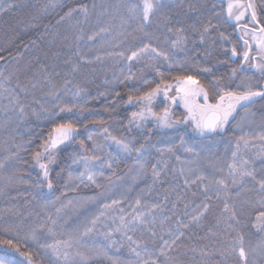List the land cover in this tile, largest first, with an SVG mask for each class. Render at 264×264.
Segmentation results:
<instances>
[{"label":"trees","instance_id":"obj_1","mask_svg":"<svg viewBox=\"0 0 264 264\" xmlns=\"http://www.w3.org/2000/svg\"><path fill=\"white\" fill-rule=\"evenodd\" d=\"M138 2L57 0L53 8L51 0H0L5 9L0 10V240L12 239L21 252L31 253L35 264H143L146 259L155 264H242L232 247L243 235L248 264H264V233L253 227L264 210V191L257 183L264 179V141L259 139L264 135V121L258 116L247 120L241 108L225 136L170 134L151 125L129 127L134 110L127 97L154 87L161 80L158 73L169 83L176 76H196L213 102L216 80L232 89L242 83L248 72L231 55L232 47L241 51V42L232 35L234 27L225 19L223 4L216 0L166 1L144 25L129 13V6ZM255 2L264 22V0ZM10 3L15 7L8 8ZM81 7L87 8L86 15ZM209 22L214 27L201 41ZM181 28L186 45L173 47ZM145 43L167 53L168 59L145 54L129 64L115 55L128 54ZM129 73L132 78L124 79ZM77 89L83 91L73 96ZM256 104L264 105V100ZM60 105L72 111L60 112ZM66 119L81 127L75 140L58 153V167L51 177L54 187L48 194L32 154L52 125ZM105 127L117 139L137 147L146 145L143 175H138L135 152L110 160L112 145L103 132ZM240 134L247 138L248 148L238 159L249 161L243 167L252 169L255 179H237L225 190L216 181H229L231 153ZM80 141L87 156L112 163V168L99 169L103 172L95 177L99 187L81 182L75 172L81 158ZM205 164L212 167L206 169ZM151 166L160 170L157 179ZM130 174L135 180L124 182ZM196 175L205 179L184 183ZM205 185L207 194L202 190ZM112 199L121 203L103 209V203ZM69 200L71 204H67ZM225 201L235 208L239 224L223 213ZM202 203L211 207L198 222H191ZM133 209L145 214L144 223H128ZM101 211L105 215L100 216ZM95 216L100 220L94 231L81 236L84 225ZM179 233L182 235L175 239ZM69 238L79 242L70 249L67 261L56 259L47 245ZM172 239L175 243L162 255L164 242ZM6 249L13 251L0 245V258L26 264ZM92 254L97 255L92 258Z\"/></svg>","mask_w":264,"mask_h":264},{"label":"snow or ice","instance_id":"obj_2","mask_svg":"<svg viewBox=\"0 0 264 264\" xmlns=\"http://www.w3.org/2000/svg\"><path fill=\"white\" fill-rule=\"evenodd\" d=\"M50 7L57 6V0H51L49 5ZM15 4L10 3L8 8H14ZM163 7L162 0H139L138 3L132 4L129 6V13L133 18H138L142 24L146 25L150 23L151 18L158 10ZM258 5L255 0H227L226 5V16L235 22L236 26L242 30L241 39L243 41L244 49L242 53H238L235 47L231 48L232 57L238 55L242 56L241 67L247 65L248 67L255 68L259 72L261 77H264V22L261 21L258 11ZM0 10H5L0 5ZM85 15L87 14V8L81 7L79 9ZM264 11V10H262ZM71 15V12L68 13ZM247 18V19H246ZM243 22V23H242ZM251 25V26H250ZM214 27L211 22L204 26L203 33L200 35V40L203 41L204 34L209 33L211 28ZM101 31H105L102 29ZM171 31V29H169ZM223 39H227V36H224L221 33ZM247 37V38H245ZM93 38V37H90ZM187 37L183 35V29H177L175 38L173 40V47L183 48L186 45ZM253 45H255V54H253ZM145 54H148L153 57H162L165 60L168 59L167 53L158 50L156 47H153L150 43H145L139 47L131 49L128 54H125L123 51L115 53V55L122 56L125 61L129 64L132 61H137L144 58ZM203 71L210 72V68H204ZM161 77L160 82L156 83L154 87L143 91L138 95H129L127 97V103L132 105L136 104L140 107L139 111H133L129 119V127L142 128L145 123L151 119L155 121L156 127L161 129H171L180 125H187L191 130L197 133L200 136H209L211 134H220L224 135L229 129L230 121L235 120V113L238 108H247L251 104L257 102V98L264 100V84H261L259 87H254L251 85H238L236 89H232L226 86H221V82L216 80L214 82L215 87V96L214 103L209 102V92L205 89L204 85L201 83L200 79L192 74H186L181 76H176L175 84L169 83L163 79V73H158ZM233 75H235V70H233ZM131 73L124 79H131ZM175 88V93L172 96H169V92ZM83 89H77L73 92V96H78ZM133 91H137L133 89ZM119 96V93H116ZM163 95V97L170 101L168 107H165L162 112L154 111L152 104L155 101V98ZM177 100L181 101L184 109L186 110V115L181 117L173 116L171 112V107L176 105ZM202 100V102H201ZM59 111H72L71 107L60 105ZM23 108H21V112ZM103 123V121H98ZM81 124L76 123L72 119H66L62 122L54 123L48 133L47 138L40 144L39 149L36 150L32 155L35 161L36 166L39 167L42 173L43 180L47 183V188L49 190L53 189L54 185L52 179L50 178V165L54 162L55 152L60 145L65 144L68 141L75 140L76 134L79 132ZM103 132L106 134L107 139H111L118 147L126 153H136V162L138 165V175H143L146 171V161L144 159L146 154V145L141 144L137 147L135 144L130 141H125L117 139L112 136L107 127L103 128ZM88 139H92L91 136ZM260 140L264 141V135L259 137ZM243 142V145L241 144ZM83 141H80L81 147H83ZM183 143V140H181ZM235 150L232 151V163L228 167V177L229 181L225 182L224 179L216 181L223 189L227 190L229 184H235L237 179L243 181L245 177H251L255 179L253 175V170L248 167H243L248 165L249 161L244 159H238V152L240 148L248 146V140L245 139L244 134H240L239 140L234 141ZM171 149H169L170 151ZM187 151L191 152V148H186ZM86 161L84 166V171L79 173L78 179L81 182L88 181L92 184H96L99 187V183L96 180L97 175H103V172L99 169L103 167L112 168V163L102 162L99 165L90 164L88 162L95 161L99 159L98 156H84L82 157ZM240 165V166H238ZM0 167H3V164L0 163ZM151 173L154 179H157L160 174V170L156 166H151ZM205 179V177L196 175L189 179H185L184 183L197 184L198 181ZM259 188L264 191V179L257 181ZM199 186V185H198ZM205 194L208 193L209 189L207 185L202 188ZM211 199V196L207 197ZM219 198V197H217ZM71 200L67 204H71ZM103 203V202H102ZM121 201L112 199L111 203H103V209H109L113 205H117ZM136 205H140V200H136ZM64 205L65 207L67 206ZM211 205L207 203H202L201 210L197 215L192 217L191 222H198L200 218L208 212ZM264 207V205H262ZM61 209H57L59 212ZM223 213L227 214L228 219L239 224L238 214L235 208L230 207L228 202H224L222 209ZM105 215L101 211L100 216ZM144 215L142 213H136L133 209L132 220L129 221V224L134 225L137 221L144 223ZM100 216L93 217L88 221L81 233V236H88L92 233L96 227L97 222L100 220ZM121 223H124L123 216L121 217ZM127 226V225H125ZM184 227L189 225L185 224ZM258 231L264 233V210L259 212V215L256 217V223L253 225ZM182 233L176 235L175 239H178ZM35 239V236H33ZM175 239L164 242V247L161 249V254H164V251L168 248L170 243H175ZM79 241H74L72 238H69L65 241H55L52 244L47 245L51 248L52 253L56 256V259L63 258L67 261L69 255H71L70 249L73 247L74 243ZM0 245L5 246L8 249H12L15 252L19 253L21 256H24L28 264H33L31 259V253L21 252L17 243L12 239H2L0 240ZM135 251V249H134ZM232 251L237 253L242 264H248V255L245 251L243 244V235H239V243L232 247ZM76 256H80V253H75ZM136 255L140 256V252L136 251ZM0 264H14L13 260L0 258ZM115 264V261H113ZM143 264H155V261L150 259L144 260Z\"/></svg>","mask_w":264,"mask_h":264},{"label":"rangeland","instance_id":"obj_3","mask_svg":"<svg viewBox=\"0 0 264 264\" xmlns=\"http://www.w3.org/2000/svg\"><path fill=\"white\" fill-rule=\"evenodd\" d=\"M166 1H168L167 3H170V2L172 3V2H174V0H162V3H163V2H166ZM216 1H218V0H216ZM218 2H221V3L223 4V12H224V16H225L226 21H227L229 24L233 25V27H234L233 32H232V35L238 37V39L240 40V42H241V51L238 52V53H242V51H243V49H244L243 41H242V39H241L242 30L239 29V28L236 26V24H235L234 21H232L231 19L227 18V16H226V5H227V0L218 1ZM246 19H247V18H246ZM242 23H243V22H242ZM250 26H251V25H250ZM245 38H247V37H245ZM253 54H255V45H253ZM232 59H233V60H238V61L240 62V65L242 64V56H241V55H238V56H236V57H232ZM240 69H241L242 71L248 72L247 75H244V77H243V79H242V83H241L240 85H251V86H254V87H259L261 84H264V77H261L260 74H259V72H257L255 68L248 67L247 65H244L243 67L240 66ZM173 84H175V82H173ZM174 93H175V88H173V90L169 92V96H172ZM258 100H260V99L257 98V101H258ZM201 102H202V100H201ZM209 102H210V103H214L210 98H209ZM169 104H170V101L167 100V99H165V98L163 97V95H160V96H158V97L155 98V101H154V103L152 104V108H153L154 111L162 112L163 109H164L165 107H168V106H169ZM129 105H130V104H129ZM130 107H132V109H133L134 111H139V110H140V107H142V105L138 106V105H136V104H132V105H130ZM240 109H241V108H238V109L236 110V113L234 114V115H235V119H236L237 114L239 113ZM171 112H172L173 116H175V117H181V116L186 115V110L184 109L182 102L179 101V100H177L176 105H174V106L171 107ZM244 113H245V115H244L243 117L246 118V119L249 120V121L255 119L257 116H258V120H263V121H264V105H259V104H256V102H255V103L251 104L249 107L244 108ZM254 116H255V117H254ZM234 121H235V120H234ZM234 121H230L229 129H230V126L232 125V123H233ZM145 125H147V126H148V125H151V126H153L155 129H157V130H159V131H161V132H166V133H170V134H172V133H173V134H176L178 131H185V132H187L188 134H190V135L193 136V137H194V136H195V137L198 136V134L195 133V132H193V131L191 130V128H189L187 125H180V126H177V127L171 128V129H161V128H157V127H156V124H155V121H153V120H151V119H149V120L145 123ZM236 128H237V127H236ZM236 128L234 127L233 130H235ZM229 129L227 130V133L230 131ZM240 131H242V129H240ZM240 131H238V132L240 133ZM77 134H78V133H77ZM77 134H76V135H77ZM211 135H212V134H211ZM213 135H214V136H225L226 134H224V135L213 134ZM245 139H247V138H245ZM109 140H110V143H111V145H112V150H111V152H109V157H111L110 160H112V158L118 156L119 154L126 153V152L122 151V150L118 147V145H116L111 139H109ZM72 141H73V140H72ZM72 141H68V142H66L65 144L60 145L57 149L54 150V152H55L54 162L50 165V168H49V170H50V178L52 177V174H53V172L55 171V169L58 167V153H59V151H60L61 149H63L64 147L68 146ZM241 144L243 145V142H241ZM77 148H78L79 151H80L81 158H80L79 163H78V164L76 165V167H75V172H76L77 176H79V173L84 171V166H85V163H86V161H85L84 159H82V157L87 156V154H86V151H85V147H84V146L81 147V145H78ZM245 148H248V146H247V147H243V146H242V147L240 148V149H241V152H240V150H239L240 153L238 152V156H239L241 153H243L244 150L246 151ZM209 162H210V160H206V163H209ZM88 163H90V164H95V165H99V164H101V159H97V160H95V161H90V162H88ZM208 165H209V164H205L204 167H205L206 169H207L208 167H210V168L212 167V165H209V166H208ZM216 165H217V166H215V168L218 169V165H220V164L217 163ZM34 168H35V170L37 171V173H38V175H39L40 181H41V183L43 184V188H44L45 192L48 193V194H50V193L53 191V189L49 190V189L47 188V183L43 180L41 170L39 169L38 166H36L35 161H34ZM207 172H208V171H207ZM125 176H126V175H125ZM128 176H129V177H128ZM127 178H128V181H124V182H129V181H130V182H133L132 180H135V177H131V174H130V175H127ZM131 178H132V179H131ZM96 180H97V179H96ZM6 251H7L8 253H10L11 255L16 256V257L22 259L26 264H28L27 259H26L24 256H21L19 253L15 252L14 250L11 251V250H7V249H6ZM97 254H98V253H97ZM97 254H92V255H93L92 258L96 257ZM31 259H32V258H31ZM32 262H33V264H35V262L33 261V259H32ZM115 263H116V262H115ZM110 264H113V261H112V263H110Z\"/></svg>","mask_w":264,"mask_h":264},{"label":"water","instance_id":"obj_4","mask_svg":"<svg viewBox=\"0 0 264 264\" xmlns=\"http://www.w3.org/2000/svg\"><path fill=\"white\" fill-rule=\"evenodd\" d=\"M218 1H223V0H218ZM2 62L3 61L0 59V68H1Z\"/></svg>","mask_w":264,"mask_h":264}]
</instances>
